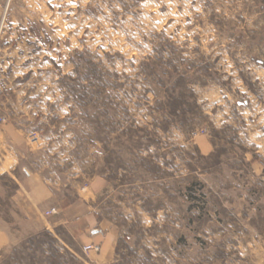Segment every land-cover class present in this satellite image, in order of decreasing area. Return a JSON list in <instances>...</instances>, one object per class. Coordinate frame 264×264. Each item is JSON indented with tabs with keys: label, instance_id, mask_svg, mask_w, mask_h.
I'll return each instance as SVG.
<instances>
[{
	"label": "rangeland",
	"instance_id": "374dc122",
	"mask_svg": "<svg viewBox=\"0 0 264 264\" xmlns=\"http://www.w3.org/2000/svg\"><path fill=\"white\" fill-rule=\"evenodd\" d=\"M0 95L52 208L91 199L116 234L104 259L59 225L0 264H264V0H10ZM10 177L15 243L30 231Z\"/></svg>",
	"mask_w": 264,
	"mask_h": 264
},
{
	"label": "crops",
	"instance_id": "0c3cea01",
	"mask_svg": "<svg viewBox=\"0 0 264 264\" xmlns=\"http://www.w3.org/2000/svg\"><path fill=\"white\" fill-rule=\"evenodd\" d=\"M10 1V0H9ZM9 1L0 0V14L2 6H8ZM9 101L3 100L0 95V183L4 177H10L16 183V191L11 193L10 200L19 208L22 221L28 224L29 234L15 243L16 238L14 233L9 231V228L4 226L3 220L0 218V252L8 249L14 244H18L25 238L36 235L44 230H50L59 225L71 226L78 231L81 246L95 244L100 246V256L104 259H110L111 254H114V237L110 229L106 231L99 226L96 216L91 210L89 200L80 199L78 202H68L63 208H58L56 216L45 217L44 213L53 206L60 205L58 202L55 190L58 188L49 180L48 176H44L41 171H36V164H27L25 162L26 154L19 151L14 144L15 140H25L26 131L11 125L9 121ZM29 115V114H28ZM27 117L25 123L36 119V115L32 118ZM10 143L16 148L9 149ZM31 153L36 156V148L31 150ZM35 161V160H34ZM16 172L21 174L19 179H16ZM107 182L101 176L96 178V181L90 185L89 190L96 189L97 200L101 194V190L105 191ZM66 186V185H63ZM98 254V253H95Z\"/></svg>",
	"mask_w": 264,
	"mask_h": 264
},
{
	"label": "built area",
	"instance_id": "2783aa9c",
	"mask_svg": "<svg viewBox=\"0 0 264 264\" xmlns=\"http://www.w3.org/2000/svg\"><path fill=\"white\" fill-rule=\"evenodd\" d=\"M56 214H57L56 208H50L49 210H47L44 213V215L46 217L53 216V215H56ZM82 252L84 254L89 253V252L99 253L100 252V246L99 245H95V244L84 245V246H82Z\"/></svg>",
	"mask_w": 264,
	"mask_h": 264
}]
</instances>
